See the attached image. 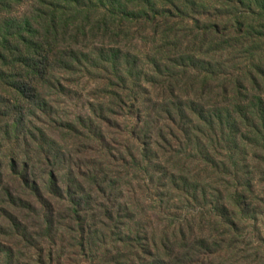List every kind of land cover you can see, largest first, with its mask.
Listing matches in <instances>:
<instances>
[{
    "label": "rangeland",
    "instance_id": "obj_1",
    "mask_svg": "<svg viewBox=\"0 0 264 264\" xmlns=\"http://www.w3.org/2000/svg\"><path fill=\"white\" fill-rule=\"evenodd\" d=\"M150 1L164 13L165 18L150 25L159 33L162 22H169L178 38L189 33L187 27L205 26H219L221 36L197 37V46L184 43L181 50L186 54L188 50L199 52V60L191 62L189 70L178 77L169 80L152 75L155 80L148 83L150 60L161 58L158 48L165 43L150 29L145 33L133 29L121 45L138 57L134 70L138 77L134 78L129 103L138 99L151 119L163 117L161 109L189 102L197 110L221 108L224 118L238 122L264 117L258 108L259 98L264 99V0ZM31 6L24 0L11 16H28ZM85 44L84 54L96 60L93 41ZM206 69L217 75L207 76ZM103 76L104 72L85 63L68 73L53 72L52 77L63 88L55 81L45 86L52 109L46 115L36 112L35 118L28 116L57 144L46 143L44 147L58 152L57 161H53L63 169L58 172L61 180L77 177V167L85 172L102 166L106 170L104 196L91 185V179L81 188L90 197L83 214L88 229L81 234L69 224L65 207L55 218L58 226L54 231L37 228L26 234L0 223V264H152L150 257L132 256L131 247L139 252L146 239L155 246V264H264V126L252 134L238 127L245 139L236 128L235 133L217 134L214 149L205 138H191L175 152L173 148L168 154L158 153L151 163L127 170L120 158L133 145L128 143L126 132L132 117L125 116L119 119L118 128L105 130L107 143H101L100 150H95L99 142L91 144L82 137L79 119H93L91 108L109 103L102 92ZM111 82L122 87L117 79ZM171 89L181 95L178 101ZM186 116L187 126L195 116L189 112ZM195 125L196 121L187 127ZM96 126L95 122L93 129ZM14 143L0 141L3 166H10L11 152L20 156L27 148L21 141ZM34 151L29 149L30 154ZM95 151L107 158L98 157V153L95 156ZM210 157L213 167L207 166ZM72 164L77 167L71 168ZM43 171L45 167H38L35 172L42 176ZM84 239L90 242L89 247L82 246ZM164 245L174 251V260L164 258L168 254L162 252Z\"/></svg>",
    "mask_w": 264,
    "mask_h": 264
},
{
    "label": "trees",
    "instance_id": "obj_2",
    "mask_svg": "<svg viewBox=\"0 0 264 264\" xmlns=\"http://www.w3.org/2000/svg\"><path fill=\"white\" fill-rule=\"evenodd\" d=\"M23 1L0 0V141L8 144L21 141L27 147L22 149L20 156L11 152L9 167L3 166L0 161V223L3 226L26 234L37 228L54 231L58 226L55 218L65 207L69 224L83 234L88 229L83 214L90 200L83 191L86 180L91 179V185L102 196L107 193L103 166L97 171L91 169L85 172L72 164L71 168L77 167V177L70 175V178L61 180L58 172L63 169L56 164L58 152L44 147L46 143L52 146L57 144L50 140L44 128L28 120V116L35 118L36 112L46 115L52 109L50 97L45 93L46 85L52 86L55 81L58 87L63 88L60 81L52 77L53 72L68 73L84 63L104 72L101 77L102 92L109 103L92 107L93 119H79L84 132L82 137L91 144L99 142L95 150H100L101 143H107L105 130L118 128L119 119H125V116L132 117L126 132L130 138L128 143L133 145L120 158L127 170L151 163L152 157L157 158L158 153L168 154L173 148L175 152L191 138L197 141L205 138L214 149L217 134L225 135L226 131L232 130L235 133L236 128L240 137L245 139L247 137L241 134L238 127L249 134L259 132L260 126H264V117L255 122L247 118L238 122L224 118L221 108L205 110L199 106V110L193 109V102L161 109L163 117L156 115L157 118L151 119L148 109L143 110L138 105V99L133 98L129 103L134 78L138 77L134 71L138 67V57L128 53L129 49L121 48V45L133 29L141 33L150 29L153 35L160 34L161 41L165 43L164 47L158 48L162 51L159 54L161 58L150 60L151 70L150 75H146V82L153 83L155 79L152 75L171 80L189 70L191 62L199 60L200 56L199 52L192 50L184 53L181 50L183 44L197 46V37L221 36L219 26L187 27L189 33L178 38L175 26L168 27L169 22H162L160 28L163 27V30L159 33L150 25H156L157 21L165 18L164 13L158 11L156 4L150 0H28L32 4L28 16L13 18L14 8ZM88 40L94 43L92 47L96 60H91L83 52L87 49L85 43ZM166 67L168 70L164 72ZM83 69L89 74L88 69ZM204 72L212 78L217 75L211 69ZM113 78L122 83V87L112 83ZM181 90L178 89V92ZM169 91L178 101L181 95H176L172 89ZM259 102L258 108L264 111V99L259 98ZM188 112L195 116V120H189L196 121L193 128L187 127L190 122L186 126ZM94 119L97 123L95 129ZM29 149L35 151L30 154ZM97 153L99 157V151H95V156ZM213 165L210 157L207 166ZM38 167H45L42 176L35 172ZM127 242L131 243L132 240L128 239ZM87 245L89 247L91 244L84 239L82 246ZM182 245H185V239ZM152 247L155 249L146 239L139 252H134L135 249L131 247L132 256L134 259H143L141 255L150 257L152 264H155ZM162 252H168L164 258L174 260V251L167 250V245L162 246ZM160 264L164 262L160 261Z\"/></svg>",
    "mask_w": 264,
    "mask_h": 264
}]
</instances>
